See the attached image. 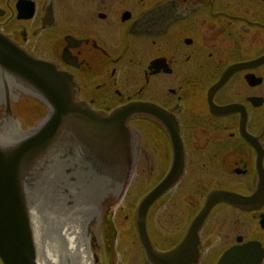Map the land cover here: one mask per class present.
I'll return each instance as SVG.
<instances>
[{"label": "flooded vegetation", "instance_id": "1", "mask_svg": "<svg viewBox=\"0 0 264 264\" xmlns=\"http://www.w3.org/2000/svg\"><path fill=\"white\" fill-rule=\"evenodd\" d=\"M0 33L67 74L77 103L135 108L133 199L86 207L91 264H149L137 212L171 174L145 216L166 264H264V0H0ZM32 103L44 114L22 130L48 110L12 98ZM33 212L52 264L57 208ZM76 263L64 251L57 264Z\"/></svg>", "mask_w": 264, "mask_h": 264}, {"label": "water", "instance_id": "2", "mask_svg": "<svg viewBox=\"0 0 264 264\" xmlns=\"http://www.w3.org/2000/svg\"><path fill=\"white\" fill-rule=\"evenodd\" d=\"M38 61L0 33V259L3 264H41L34 210L57 208V223L84 220L87 206L109 196L118 201L129 186L134 165L133 133L127 121L134 107L110 114L76 102L71 78ZM24 94L43 104L14 105ZM170 175L144 196L137 226L149 264L172 259L152 248L146 230L149 206L170 188ZM213 194L208 206L219 199ZM224 198L226 197L225 195ZM88 209H87V208ZM189 263V262H188ZM187 263V264H188Z\"/></svg>", "mask_w": 264, "mask_h": 264}, {"label": "bare ground", "instance_id": "3", "mask_svg": "<svg viewBox=\"0 0 264 264\" xmlns=\"http://www.w3.org/2000/svg\"><path fill=\"white\" fill-rule=\"evenodd\" d=\"M85 220L56 223L55 240L48 244L49 257L52 264H57L61 253L66 251L76 264H91V256L86 250Z\"/></svg>", "mask_w": 264, "mask_h": 264}, {"label": "rangeland", "instance_id": "4", "mask_svg": "<svg viewBox=\"0 0 264 264\" xmlns=\"http://www.w3.org/2000/svg\"><path fill=\"white\" fill-rule=\"evenodd\" d=\"M132 191L133 189H130L129 191L127 190V196L125 197V200L129 201L133 199Z\"/></svg>", "mask_w": 264, "mask_h": 264}]
</instances>
